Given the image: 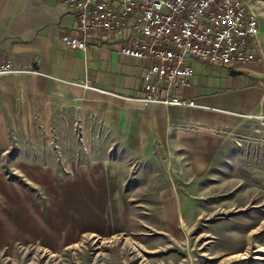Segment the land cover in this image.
I'll return each mask as SVG.
<instances>
[{
	"label": "crops",
	"instance_id": "crops-1",
	"mask_svg": "<svg viewBox=\"0 0 264 264\" xmlns=\"http://www.w3.org/2000/svg\"><path fill=\"white\" fill-rule=\"evenodd\" d=\"M256 17L259 56L252 62L222 66L193 56L184 57V64L192 71L189 84L171 94L191 99L195 106L141 105L128 99L142 95V76L149 61L121 55L120 40L101 32L88 33L85 51L64 46L60 37L76 34L75 13L65 0H0V61L9 59L14 68L0 75V150L6 152L10 145L17 147L11 172L36 189L55 184L60 187L58 178L63 175L70 187H61L57 205L72 225L68 233L94 234L105 225L104 216H98V184L93 172L77 165L72 158L64 160L65 167L59 164L65 155L55 149L62 144L52 133L62 127L60 117H52L56 109L60 113L73 109L79 114L80 117L68 120L76 122L81 130L89 128L81 113L95 115L93 128L112 129L119 145L126 146L132 154L148 156L160 147L170 151L175 146L191 162H206L209 147L220 140L218 131L251 120L259 125L257 117L264 116V17ZM105 101L112 105L107 110ZM106 113H112V126L104 123ZM19 132L21 138H15ZM23 145L29 148L19 149ZM74 179L77 180L72 185ZM16 188L0 177L1 199L35 203L25 189ZM27 208L26 205V211ZM15 209V222L10 224L31 237L44 230V221L48 220L44 210H53L45 205L33 222L34 217L23 213V205ZM78 210V216L82 210L96 212H84L81 222L73 224ZM60 211L58 217L62 221ZM47 224L50 225L49 220ZM82 226H88L87 231Z\"/></svg>",
	"mask_w": 264,
	"mask_h": 264
},
{
	"label": "rangeland",
	"instance_id": "rangeland-1",
	"mask_svg": "<svg viewBox=\"0 0 264 264\" xmlns=\"http://www.w3.org/2000/svg\"><path fill=\"white\" fill-rule=\"evenodd\" d=\"M243 1L264 17V0ZM104 103L105 110L112 106ZM60 112L56 109L52 115L60 117L62 126L52 131L62 143L55 149L65 155L58 162L65 167L64 160L72 158L93 172L98 216H104L105 225L94 234H69L72 225L57 205L61 187H70L68 180L62 175L60 187L33 188L11 172L17 147L10 145L6 152L0 150V175L25 189L35 203L0 197V264H264V127L251 120L218 131L220 140L209 147L208 161L193 163L175 146L170 151L160 147L148 156L132 154L119 145L112 129L93 128L95 115L81 113L89 126L81 130L68 120L79 114L73 109ZM104 119L112 126V113ZM16 137L21 138L20 132ZM41 204L53 210H44L50 225L44 221L40 234L19 233L10 224L15 222L17 205H23V213L34 217V222L41 215ZM80 210L73 224L81 222L85 211L78 216ZM80 228L87 231L88 226ZM70 237L77 240L61 241Z\"/></svg>",
	"mask_w": 264,
	"mask_h": 264
},
{
	"label": "built area",
	"instance_id": "built-area-1",
	"mask_svg": "<svg viewBox=\"0 0 264 264\" xmlns=\"http://www.w3.org/2000/svg\"><path fill=\"white\" fill-rule=\"evenodd\" d=\"M75 13V35H62L68 48L85 51L90 32L120 40L119 53L149 61L143 73V104L193 107L171 94L187 87L192 75L184 54L222 66L259 56L256 14L243 0H65ZM0 61V75L13 71ZM264 127V116H258Z\"/></svg>",
	"mask_w": 264,
	"mask_h": 264
},
{
	"label": "water",
	"instance_id": "water-1",
	"mask_svg": "<svg viewBox=\"0 0 264 264\" xmlns=\"http://www.w3.org/2000/svg\"><path fill=\"white\" fill-rule=\"evenodd\" d=\"M188 56H192V55H190V54H188V53H185V54H184V57H188Z\"/></svg>",
	"mask_w": 264,
	"mask_h": 264
}]
</instances>
